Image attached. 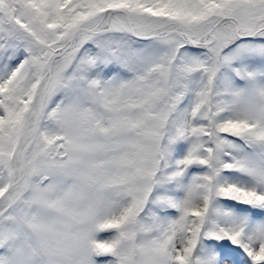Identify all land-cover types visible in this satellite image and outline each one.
I'll use <instances>...</instances> for the list:
<instances>
[{"label": "snow or ice", "instance_id": "obj_1", "mask_svg": "<svg viewBox=\"0 0 264 264\" xmlns=\"http://www.w3.org/2000/svg\"><path fill=\"white\" fill-rule=\"evenodd\" d=\"M0 264H264V0H0Z\"/></svg>", "mask_w": 264, "mask_h": 264}]
</instances>
